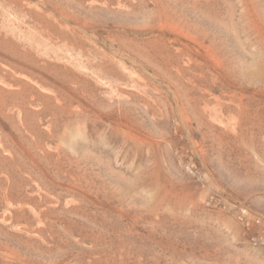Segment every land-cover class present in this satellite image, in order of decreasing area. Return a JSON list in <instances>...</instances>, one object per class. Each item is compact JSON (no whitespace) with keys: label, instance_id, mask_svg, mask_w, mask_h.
<instances>
[{"label":"rangeland","instance_id":"rangeland-1","mask_svg":"<svg viewBox=\"0 0 264 264\" xmlns=\"http://www.w3.org/2000/svg\"><path fill=\"white\" fill-rule=\"evenodd\" d=\"M0 264H264V0H0Z\"/></svg>","mask_w":264,"mask_h":264}]
</instances>
